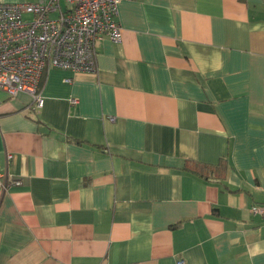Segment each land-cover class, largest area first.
I'll use <instances>...</instances> for the list:
<instances>
[{
	"label": "crops",
	"instance_id": "1",
	"mask_svg": "<svg viewBox=\"0 0 264 264\" xmlns=\"http://www.w3.org/2000/svg\"><path fill=\"white\" fill-rule=\"evenodd\" d=\"M116 19L96 74L45 69L40 107L0 89V264H264V0Z\"/></svg>",
	"mask_w": 264,
	"mask_h": 264
},
{
	"label": "built area",
	"instance_id": "2",
	"mask_svg": "<svg viewBox=\"0 0 264 264\" xmlns=\"http://www.w3.org/2000/svg\"><path fill=\"white\" fill-rule=\"evenodd\" d=\"M120 1H0V89L10 97L26 92L40 107L43 97L39 80L45 69L96 74L97 40L120 39L116 19ZM10 157L8 153L7 160ZM5 176V170L0 171L2 187L20 183L17 178L6 180ZM251 211L264 216V205H253ZM176 264L184 263L178 259Z\"/></svg>",
	"mask_w": 264,
	"mask_h": 264
},
{
	"label": "trees",
	"instance_id": "3",
	"mask_svg": "<svg viewBox=\"0 0 264 264\" xmlns=\"http://www.w3.org/2000/svg\"><path fill=\"white\" fill-rule=\"evenodd\" d=\"M226 159L222 158L218 165L216 166H212V165H197L194 167H189L187 168V170L191 171V172H196L198 175H201L203 178H207L209 173L213 172L211 175L216 177H221V174L224 173L225 169H226Z\"/></svg>",
	"mask_w": 264,
	"mask_h": 264
}]
</instances>
